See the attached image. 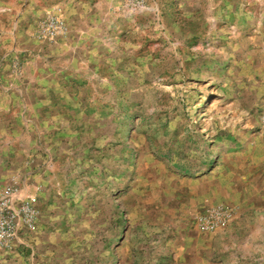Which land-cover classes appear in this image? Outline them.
Returning a JSON list of instances; mask_svg holds the SVG:
<instances>
[{"label": "rangeland", "instance_id": "rangeland-1", "mask_svg": "<svg viewBox=\"0 0 264 264\" xmlns=\"http://www.w3.org/2000/svg\"><path fill=\"white\" fill-rule=\"evenodd\" d=\"M9 184L0 264H264V0H0Z\"/></svg>", "mask_w": 264, "mask_h": 264}, {"label": "built area", "instance_id": "built-area-1", "mask_svg": "<svg viewBox=\"0 0 264 264\" xmlns=\"http://www.w3.org/2000/svg\"><path fill=\"white\" fill-rule=\"evenodd\" d=\"M43 33L51 36L64 33L65 26L59 15H49L40 25ZM35 196L19 195L17 188L9 184L0 190V244L10 245L23 228L30 229L35 217ZM219 218L218 215H212ZM207 227L213 222L205 220Z\"/></svg>", "mask_w": 264, "mask_h": 264}, {"label": "crops", "instance_id": "crops-1", "mask_svg": "<svg viewBox=\"0 0 264 264\" xmlns=\"http://www.w3.org/2000/svg\"><path fill=\"white\" fill-rule=\"evenodd\" d=\"M46 9V8H45Z\"/></svg>", "mask_w": 264, "mask_h": 264}]
</instances>
